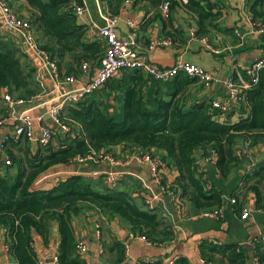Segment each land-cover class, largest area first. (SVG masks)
<instances>
[{"label":"trees","instance_id":"1","mask_svg":"<svg viewBox=\"0 0 264 264\" xmlns=\"http://www.w3.org/2000/svg\"><path fill=\"white\" fill-rule=\"evenodd\" d=\"M111 15H119L125 0H107ZM142 2L147 9L159 8L166 0H132ZM28 17L33 25L39 47L48 53L57 64L60 77L78 73L84 62L100 64L105 46L100 40L86 39L87 26L73 14L75 0H26ZM170 9L182 7L198 25V35L207 36L217 29L223 10L217 4L204 0H189L182 5L179 0H170ZM253 18L264 20V0H258L251 8ZM22 49L0 40V91L12 98L29 102L42 93L36 79L35 69L28 65ZM122 76L118 80L116 76ZM101 89L76 105L65 107L61 118L70 122L72 132L65 135L55 147L38 146L35 151L27 140L7 142L6 153L11 166L0 169V227L4 228L9 244L8 252L18 264H39L32 243L39 235L47 246L51 237V224H58L61 244L60 264H84L76 253L77 240L71 225L75 216L89 211H99L109 220L120 217L134 232L146 236L152 243L162 244L173 240L174 233L165 219L146 205L140 206L129 193L101 190L86 177L69 176L58 180L51 187L39 185L42 177L50 171L68 166L78 156L91 151L100 152L109 147L125 145L137 147L144 152L152 150L166 154L173 161L178 175L171 190L199 213L205 210L224 208L223 193L218 190L232 173L249 165L241 177L243 187L253 192L257 209L264 210V71L259 82L240 104V111L247 114L238 122L218 121L216 118L230 113L212 110L211 101L189 103L190 91L196 79L183 74L170 82V94L156 95L152 106L145 98L147 76L139 70L122 71ZM146 77V78H145ZM116 78V79H114ZM119 87L124 101V117L121 121L107 114L103 103L97 99L102 89ZM233 112V111H232ZM231 112V113H232ZM242 115V114H240ZM74 125V127H73ZM251 143L253 161L238 155L241 144ZM203 157L209 152L217 154L215 169L220 181L211 180V189L198 174L195 153ZM263 156V157H261ZM166 182V180H165ZM238 185L230 196L238 201L241 213ZM253 252L257 264H264V244L254 242ZM116 252L113 263L124 260L126 247L114 241L109 247ZM201 258L216 264H247L249 249L238 244H213L204 241L199 246ZM141 264H161L142 262ZM175 264H190L179 258Z\"/></svg>","mask_w":264,"mask_h":264},{"label":"crops","instance_id":"2","mask_svg":"<svg viewBox=\"0 0 264 264\" xmlns=\"http://www.w3.org/2000/svg\"><path fill=\"white\" fill-rule=\"evenodd\" d=\"M8 4L16 13L22 17H28V5L26 0H1ZM258 0H219L218 5L223 10L222 18L217 23V29L212 30L207 36L212 48L219 54L206 50L204 43L200 39L191 37V31L198 29L194 19L188 15L182 7H175L166 15L162 14L159 8L147 9L142 2L138 4L135 1L130 4H124L123 9L118 13L120 23L118 25V34L125 36L128 32L127 20H133L140 25L139 45L140 51L146 49L150 41L159 40L164 36L172 37L174 44L170 47H158L150 55V60L160 68L173 67L178 61H185L203 68L212 74L216 79L215 84L205 87L196 79L191 89L189 103H201L212 101L224 97L223 82L232 77L237 65L250 67L262 55L264 47V35L255 33V25H263L264 20L253 18L251 13L252 6ZM91 2L94 10L91 9ZM85 7L84 14L78 19L81 24L87 26L86 39L91 42L97 40L99 28L106 24V17L112 14L107 0H75L72 3ZM253 21V23L251 22ZM243 36L238 37L236 33ZM203 37V36H201ZM0 40L12 43L21 48L30 67L35 69L36 79L40 83L42 93L31 103L13 105L3 100L6 93L5 89L0 91V119L5 122L0 126V144L4 137L12 132L20 119L26 114L33 119L32 140H27L28 145L35 149L40 146L38 138L40 136V125H46L53 129L54 140L57 136L63 140L65 136L59 134L58 126L48 116V111L55 104V99L73 90H77L87 84L90 76H93L99 65L94 64L91 67L88 77H82L80 82L75 85H61L56 83L44 62L32 51L27 50L22 34L10 30L6 25L2 26V37ZM121 80L122 76H116ZM146 78V77H145ZM116 79V78H114ZM148 86L145 91V98L150 102L147 108H150L152 100L156 95L170 94V82H155L148 77ZM195 79V78H193ZM220 83V86H217ZM102 89L97 95L107 114L112 118L124 117V101L119 87ZM76 105V104H75ZM72 106V105H71ZM68 107V106H67ZM241 106L233 109L228 115L218 116V121L229 120L232 123L238 122L240 117H246L243 114L246 111H240ZM243 112V113H241ZM242 114V115H240ZM45 116L43 122L39 123V118ZM0 120V121H1ZM122 120V119H121ZM59 140V141H60ZM54 145V144H53ZM117 157L122 160H128L133 154L143 153L144 150L137 147H126L125 145H116L108 148ZM255 149L252 155H256ZM153 155L161 158L165 163L164 177L166 186L172 189L174 180L178 175L177 169L166 154L160 151L152 150ZM3 153L0 150V169L5 166ZM241 157V152L238 153ZM263 157V156H261ZM196 163L204 171L206 180L211 185V180L220 181L221 176L215 169V162H205L201 151L195 153ZM254 162V161H253ZM255 161L254 163H256ZM249 168L247 163L236 170L230 177L219 186L224 200V217L219 220L207 219L201 217L202 212L196 211L186 201H181L176 195L173 200L170 194L162 191L161 187L154 183L150 177L149 166L147 164L130 163L121 167H112L109 165H77L70 163L45 174L40 180L41 186L51 187L58 180H64L69 176L80 175L89 179L96 188L101 190H115L129 193L133 200L140 206L146 205L147 201L152 202V209L157 210L163 219L170 225L174 233L173 240L159 244L157 247L148 246L140 239V233L134 232L130 224L120 217L108 219L107 215L99 211H89L80 216H75L71 220L77 243L84 242L88 247V252L79 256L84 264H117L116 252H111L109 247L113 242H122L126 247L124 260L119 264H139L145 261L160 262L167 264L174 258H185L190 264H201L199 246L207 241L213 244H238L249 249V260L247 264H257L256 256L253 252L252 243L261 234H264V210L257 209L256 197L253 192H248L243 187L241 177ZM108 174L117 176V183L109 185L106 182ZM206 181V182H207ZM237 195L243 196L240 202L241 213H238L237 205L231 203L235 197L230 196V192L237 186ZM103 190V191H104ZM174 191V190H172ZM175 192V191H174ZM146 207H148L146 205ZM250 210V218L241 220L240 215L243 209ZM8 233L0 227V264H18L9 254V244L7 242ZM51 241L46 246L44 240L37 234L34 236L35 249L40 264H53L55 255H59L61 236L58 224H51Z\"/></svg>","mask_w":264,"mask_h":264},{"label":"built area","instance_id":"3","mask_svg":"<svg viewBox=\"0 0 264 264\" xmlns=\"http://www.w3.org/2000/svg\"><path fill=\"white\" fill-rule=\"evenodd\" d=\"M182 5H186L189 0H179ZM219 0H204L205 3L215 5ZM132 0H125V4H130ZM171 2L166 0L160 7L162 14L166 15L170 12ZM73 14L82 16L85 12V7L81 5L74 4L72 6ZM109 15L106 17V24L99 28L97 33V40L104 43L105 52L104 56L100 61L99 68L96 70L93 76H90L87 84L83 85L77 90H73L69 93L60 95L55 99V104L48 111V116L51 117L52 121L58 126V130L63 133L72 132V127L70 122L66 119L61 118V111L71 105H75L81 102L86 97L91 96L101 89L108 81H110L114 76L118 75L122 71L126 70H139L142 71L149 79L164 83L167 81L174 80L178 75L183 74L190 78H195L205 87H210L215 84L216 79L214 76L203 68L196 66L194 64L178 61L173 67L170 68H160L159 66L152 63L150 60L151 53L158 47H170L174 44L172 37L164 36L159 40H151L146 49L140 51L139 45V34L140 25L133 20H127L126 25L128 32L125 36H120L118 34V25L120 23L119 15ZM253 23V21L251 20ZM254 24V23H253ZM6 25L10 30L22 34L27 50L35 53L47 66L52 78L56 83L61 85H75L80 82L82 77H88V72L90 73L92 65L89 62H84L78 73L60 77V73L55 61H53L50 55L40 49L39 44L36 40L35 31L33 25L26 18L20 16L16 13L8 4H5L0 0V39L2 37V26ZM255 33L259 35H264V24L255 25ZM238 37H242L241 33H236ZM191 37L194 39H200L206 50L213 53L219 54L215 51L209 43L208 38L205 36L200 37L198 35V29L194 28L191 31ZM264 71V47L262 49V55L257 59L250 67L236 66L234 74L232 77L226 79L223 82L224 97L220 99H214L211 101L212 110L218 111L220 113L226 114L233 111V109L244 101L246 93L252 89L259 82V74ZM37 96L31 101L26 102L22 100H17L12 98L10 95L5 94L3 100L9 102L13 105L31 103L36 99ZM45 116L39 118V123L43 122ZM5 119L0 121V126L3 125ZM33 119L27 114L23 116L19 123L16 125L15 129L7 134L0 144V150L2 151L5 166H11L12 160L6 153L5 143L13 142L19 143L23 140H32L33 136ZM40 136L39 144L41 147H48L52 144L54 140V131L46 125H40ZM241 155L249 160H252L253 149L251 148V143H245ZM205 162H215L217 160V154L215 152H209L205 157H203ZM71 163L81 165H109L112 167H121L126 164L136 163V164H147L149 166V173L152 181L159 185L163 192L170 194L173 200H176V192L169 190L165 183L164 161L153 155L150 152H143L140 154H133L128 160H122L117 157L112 151L102 150L100 152L91 151L87 155H81L76 157ZM199 166V165H198ZM198 174L201 175L202 181L205 183V189L210 190L211 185L206 180V175L204 171L198 168ZM117 176L114 174H108L106 177V182L109 185H114L117 183ZM207 181V182H206ZM231 203L236 204V200L232 199ZM150 209H152V202L147 201L146 204ZM203 218L219 220L224 217V209L216 208L212 210H205L199 214ZM250 210L248 208L243 209V213L240 215L241 220H247L250 218ZM142 242L146 243L148 246L157 247L159 244L152 243L146 236L140 235L138 238ZM264 244V234H261L254 243ZM32 248L35 249V243H32ZM88 252V247L84 242H78L76 246V253L78 256H83ZM179 258L171 259L167 264H175ZM154 261H145V263ZM53 264H60L59 255H55L52 261ZM40 264V263H39ZM141 264V263H139ZM201 264H216L214 262H207L202 259Z\"/></svg>","mask_w":264,"mask_h":264},{"label":"rangeland","instance_id":"4","mask_svg":"<svg viewBox=\"0 0 264 264\" xmlns=\"http://www.w3.org/2000/svg\"><path fill=\"white\" fill-rule=\"evenodd\" d=\"M91 9L94 10V6L92 5V2H91ZM121 119H123V116L117 117V120L121 121ZM73 127H74V125H73ZM59 134H61L63 136L68 135V133H63V132H59ZM59 140H60V137L57 136V138L55 140H53L52 144H54L55 147H58L61 144V142ZM244 145L245 144H241L242 149H240L239 153L243 150Z\"/></svg>","mask_w":264,"mask_h":264},{"label":"water","instance_id":"5","mask_svg":"<svg viewBox=\"0 0 264 264\" xmlns=\"http://www.w3.org/2000/svg\"><path fill=\"white\" fill-rule=\"evenodd\" d=\"M218 85L220 86V83H217V86H218Z\"/></svg>","mask_w":264,"mask_h":264}]
</instances>
